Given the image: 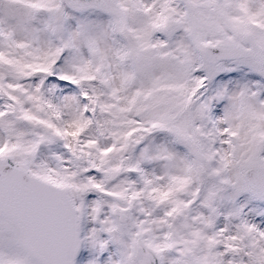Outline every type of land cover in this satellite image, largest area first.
Returning a JSON list of instances; mask_svg holds the SVG:
<instances>
[{
  "label": "snow or ice",
  "instance_id": "1",
  "mask_svg": "<svg viewBox=\"0 0 264 264\" xmlns=\"http://www.w3.org/2000/svg\"><path fill=\"white\" fill-rule=\"evenodd\" d=\"M0 264H264V0H0Z\"/></svg>",
  "mask_w": 264,
  "mask_h": 264
}]
</instances>
